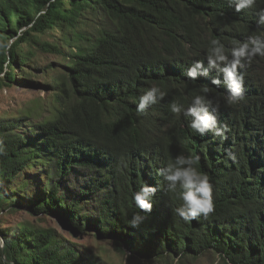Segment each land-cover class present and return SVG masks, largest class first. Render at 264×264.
Masks as SVG:
<instances>
[{"label":"trees","instance_id":"obj_1","mask_svg":"<svg viewBox=\"0 0 264 264\" xmlns=\"http://www.w3.org/2000/svg\"><path fill=\"white\" fill-rule=\"evenodd\" d=\"M261 8L264 0L240 13L229 0H0V45L14 41L0 47V89L16 82L13 70L28 61L20 47L36 43L34 34L58 29L61 42L40 47L65 60L35 140L18 132L30 116L0 119V212L55 218L66 234L109 240L132 261L210 252L221 264H264V57L241 70L245 99L235 106L226 104L224 85L211 84L216 71L197 81L184 75L195 60L207 64L213 38L229 55L236 42L264 38ZM151 86L166 95L138 116V98ZM204 86L214 108L219 101L214 114L229 126L226 139L194 134L169 109L173 101L187 107ZM181 154L199 156L197 168L210 178L207 219L175 216L179 189L167 192L156 174ZM37 160L44 171L30 174ZM37 179L33 194L15 193ZM145 181L159 187L150 219L133 229L127 221L140 210L132 196ZM16 227L0 228L6 264H98L50 230Z\"/></svg>","mask_w":264,"mask_h":264},{"label":"clouds","instance_id":"obj_2","mask_svg":"<svg viewBox=\"0 0 264 264\" xmlns=\"http://www.w3.org/2000/svg\"><path fill=\"white\" fill-rule=\"evenodd\" d=\"M257 0H229V6L240 13L244 10L253 9ZM255 15L257 23L264 25V8L259 9ZM14 41H8L0 47H10ZM257 57H264V38L249 36L247 40L234 43L230 55L226 52L225 45L218 38L209 41L206 61L195 60L185 71L184 75L192 81L200 77H209L212 71L218 73L212 77L211 84L216 87L224 85L227 89L225 102L229 106L239 105L245 99L244 73L241 71L250 65ZM210 88L204 86L201 94L195 95L191 103L185 107L183 104L173 101L169 109L175 116H183L188 120V128L203 137L211 133L214 137L226 139L230 131L226 123L218 120L214 114L219 108V101L209 98ZM166 93L158 86H151L138 98L136 113L138 116L145 115L147 110L164 99ZM2 150V149H0ZM199 156L178 155L172 162L163 168L156 170L158 176L165 181L167 192H176L179 189V206L172 209L173 214L185 223H191L200 217L207 219L214 211L212 198V184L206 173L198 170ZM159 185H150L146 181L141 183L138 190L133 193L132 199L139 212L132 215L127 221L129 227L139 228L150 219L154 206V198ZM0 247L3 240L0 239Z\"/></svg>","mask_w":264,"mask_h":264},{"label":"rangeland","instance_id":"obj_3","mask_svg":"<svg viewBox=\"0 0 264 264\" xmlns=\"http://www.w3.org/2000/svg\"><path fill=\"white\" fill-rule=\"evenodd\" d=\"M62 34L58 29L45 31L41 34H34V40L29 44H22L20 49L27 55L28 61L23 66H18L13 70L16 82L10 86H3L0 89V119L3 118H22L30 116L29 119L23 120V126L18 128V132L26 137L33 136L34 128L43 119H47L52 112L51 96L52 91L50 86L52 81L60 75L62 65L65 63L61 55L55 54L50 50L43 51L41 44L49 43L54 45L61 42ZM66 52L63 49L62 53ZM30 53V55H29ZM62 54V55H63ZM52 65V68L50 67ZM36 168H31L29 173L44 171V161L37 160ZM82 177V176H81ZM79 177V179L81 178ZM38 181V179H37ZM34 182V184L37 183ZM43 182V181H42ZM37 186H31L29 190L15 191V180L9 183V190H14L18 196L26 197L31 195L41 187L40 181ZM90 207L85 204V207ZM26 223L27 225L54 232L60 240H68L79 246L81 250L86 251L87 256L94 257L98 264H221V260L213 253H206L196 259L184 258L174 259L171 257L159 259L156 261L129 260L127 254H122L117 251L113 244L108 240H96L90 233L85 236H72L65 233L55 218L42 217L40 219L32 218L24 211L11 207L0 212V228L6 233L15 234L18 231L17 225ZM72 236V237H71Z\"/></svg>","mask_w":264,"mask_h":264},{"label":"water","instance_id":"obj_4","mask_svg":"<svg viewBox=\"0 0 264 264\" xmlns=\"http://www.w3.org/2000/svg\"><path fill=\"white\" fill-rule=\"evenodd\" d=\"M0 239H1V237H0ZM2 248L3 247H0V255H1V259H2V261L6 264L7 263V261L5 260V258H4V255H3V250H2Z\"/></svg>","mask_w":264,"mask_h":264}]
</instances>
